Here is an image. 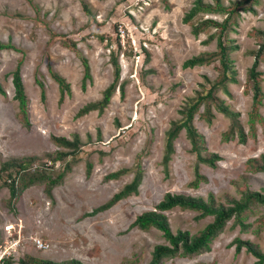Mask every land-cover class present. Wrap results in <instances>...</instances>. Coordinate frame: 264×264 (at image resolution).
I'll list each match as a JSON object with an SVG mask.
<instances>
[{
  "label": "rangeland",
  "instance_id": "1",
  "mask_svg": "<svg viewBox=\"0 0 264 264\" xmlns=\"http://www.w3.org/2000/svg\"><path fill=\"white\" fill-rule=\"evenodd\" d=\"M193 1L0 0V41L18 48L0 52V82L5 90L4 95L0 93V165L13 157L33 155L36 161L30 170H45L55 176L64 164L50 160L57 150L68 149L56 146L51 136L71 139L77 134L81 143L78 154L67 157L70 167L60 184L52 188V199L45 194L44 184H37L23 189L10 203L9 190L0 178V264H18L26 254L52 261L76 258L84 264H147L154 245L167 242L156 229L143 231L130 225L138 214L152 210L166 192L205 199L212 194L217 202L227 204L228 198H239L238 185L257 191L264 188V173L245 168L248 158L264 156L262 126L255 123L254 136L249 131L252 98L245 82L246 70L253 61L249 51L257 48V38L250 32L264 27V0L255 4L253 11L240 13L235 31L230 34L239 46L231 54L234 81L226 84L228 92H217L239 114L246 141L241 143L236 133L225 140L223 134L232 119L213 109L214 116L207 122L199 116L200 107L192 124L205 140L202 155L216 153L221 160L215 168L198 162L182 129L173 142L167 169L164 166L169 122L181 118L180 110L201 90V83L208 88L205 78L212 82L218 74L213 64L182 67L186 58L204 50L213 51L216 46L215 41L204 42L213 29L194 35L190 24L182 21ZM222 1L226 5L231 0ZM206 16L221 19L217 15L201 17ZM197 18L200 16L193 21ZM120 25L125 30L121 48L115 39ZM71 40L88 61L91 80H86L85 87L80 55L66 46ZM113 51L120 67L117 86L121 84L122 91L116 88L102 113L95 110L77 117L76 111L90 101L100 100L102 91L112 82ZM19 58L29 98L28 128L16 118L19 107L13 98L10 75ZM49 68L70 84L71 92L62 102ZM258 69L264 91V61ZM36 80L43 85L44 98ZM259 112L264 117V100ZM88 162L92 164L89 174ZM138 166L142 178L137 194L94 216L85 214L128 183ZM197 167L206 180L192 187L190 181ZM122 168L127 171L119 178L104 179L106 174ZM165 213L172 232L180 229L194 233L213 219L196 218L197 211L178 207ZM261 216L264 208L254 207L244 219L247 229L241 230L231 219L213 239L208 252L176 255L163 264H254L252 254L244 248L236 253L230 242L235 237L249 239L264 252ZM36 240L46 247L38 249Z\"/></svg>",
  "mask_w": 264,
  "mask_h": 264
},
{
  "label": "trees",
  "instance_id": "2",
  "mask_svg": "<svg viewBox=\"0 0 264 264\" xmlns=\"http://www.w3.org/2000/svg\"><path fill=\"white\" fill-rule=\"evenodd\" d=\"M260 0H231L228 4H223L222 0H194L190 8L185 12L182 17L184 23H189L191 26V32L194 35H199L205 30L208 33L205 43L215 41L216 46L213 51H201L189 58H186L182 62L183 68H191L200 65L213 64L215 70L218 72L216 78L210 82L207 78L205 81L209 85L205 87V83H201V90L196 91L195 95L187 99V103L180 110L181 118L172 120L169 122V127L165 131V154L163 156V163L167 169L168 163L171 159V155L174 152V140L178 136L179 132L184 129L186 137L190 141L191 151L196 154L198 162L204 165L215 168L216 162L221 160V157L216 153H208L202 155L205 150V140L203 134L199 133L192 124L193 115L198 112L200 107L201 117L207 122L214 116L213 109L216 112L226 115L232 119V123L228 130L223 134L224 139H228L234 136L236 133L238 140L241 143L246 141V132L238 120V113L230 109V107L217 96L219 90L227 91V83L233 82L234 69L232 65L231 54L236 51L239 46L235 44V41L230 37V34L235 31V27L240 17L241 12L253 11L255 4H258ZM87 12H90L87 9ZM205 15H217L221 19L213 17H201ZM199 15L200 18L193 19ZM116 29V26H115ZM252 36L257 38V48L249 51L253 56V61L246 70L247 92H251L252 108L248 117L249 131L252 136L255 135V123L258 122L262 126L264 132V117L259 112V106L262 105L264 100V91L261 87V70L258 69L260 61H264V27L253 28L250 32ZM61 36H64L61 34ZM100 40H104L103 36H99ZM110 39V38H109ZM117 45L121 48V38L116 30ZM129 43V39H126ZM66 46L73 48L80 55L83 65V77L82 87H85L86 80H91L90 69L86 57L81 55V52L77 49L76 42L68 41ZM4 49L18 50V48L11 42L0 41V52ZM110 56V63L113 66V80L102 91V98L95 102H88L84 104L78 111L76 116H82L89 111L97 110L98 113H102L104 109L109 105L111 97L116 88L122 91V85L117 86L119 79L120 67L116 58V52H112ZM148 57V53H147ZM147 60V58L145 57ZM22 58L17 61L16 67L10 72L11 81L14 87L13 98L17 100L19 109L16 112V118L25 127L30 126L28 119V101L29 98L26 94L22 76L20 73V65ZM50 76L58 83L60 92V102L64 100L65 94H70V84L60 74L52 71L49 68ZM41 87L42 98L45 97L43 85L36 80ZM0 93L5 94V90L0 82ZM52 142L58 146L67 148L68 150H57L50 161L53 163L61 161L64 164L61 172H58L55 176H51L45 170H30V166L36 161V157L23 156L13 157L1 163L0 165V178L2 184L9 190V202H14L19 193L30 185L44 184L45 194L52 199V188L61 182V178L70 165L67 157H75L80 151V139L77 134H73L71 139L64 136H51ZM92 168L91 163H87V174H89ZM246 170L250 172L264 173V156L250 157L246 160ZM133 177L125 183L121 189L116 191L105 203L94 208L91 212L85 213L87 216H94L99 212L106 211L115 205L121 199H124L132 194L138 193V186L141 183L142 171L138 166L133 169ZM127 171V168H122L114 172H110L104 176L105 180H115ZM196 168L195 177L190 181L192 187H197L198 183L205 181L206 178L198 172ZM245 178V177H244ZM240 192L239 198H228L227 204L223 202H217L212 194H208L207 198L201 196H192L185 193L166 192L162 199L155 204L152 210L143 211L136 216L130 226L137 227L143 231H147L151 228L161 232L163 238L166 240V244H156L151 252L150 261L147 264H163V262L176 255L191 256L194 254H200L208 252L210 250V244L213 239L221 233L226 223L229 220H233L234 225H240L241 230L247 229L248 223L244 222L246 215L251 212L254 207L264 208V188L260 191L250 189L246 185L237 186ZM178 207L180 209H190L197 211L196 218L212 217V222L208 223L204 228L197 230L194 233H189L187 230H176L172 232L170 229L169 219L165 212ZM263 216L260 217L263 220ZM230 245H234L235 252L239 253L242 248L250 254H252L256 261L254 264H264V252L258 247L255 242L249 239H242L235 237ZM5 262H9L8 259ZM18 264H84L81 260L76 258H70L62 261H52L39 257L30 256L29 254L19 258Z\"/></svg>",
  "mask_w": 264,
  "mask_h": 264
},
{
  "label": "built area",
  "instance_id": "3",
  "mask_svg": "<svg viewBox=\"0 0 264 264\" xmlns=\"http://www.w3.org/2000/svg\"><path fill=\"white\" fill-rule=\"evenodd\" d=\"M118 35L120 36V38L122 37H124V35H125V30L123 29V27L120 25L119 27H118ZM122 38H121V42H122ZM35 244H36V247L38 248V249H41V248H45L46 247V244L45 243H43V242H41L40 240H36L35 241Z\"/></svg>",
  "mask_w": 264,
  "mask_h": 264
}]
</instances>
